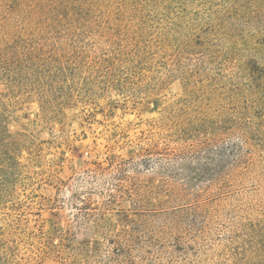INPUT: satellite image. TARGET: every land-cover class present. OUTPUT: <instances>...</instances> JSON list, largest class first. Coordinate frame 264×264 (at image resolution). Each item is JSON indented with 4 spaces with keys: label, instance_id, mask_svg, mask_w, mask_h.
Masks as SVG:
<instances>
[{
    "label": "rangeland",
    "instance_id": "rangeland-1",
    "mask_svg": "<svg viewBox=\"0 0 264 264\" xmlns=\"http://www.w3.org/2000/svg\"><path fill=\"white\" fill-rule=\"evenodd\" d=\"M165 19L118 56L57 69L41 55L0 83L31 178L0 205V264H83L95 217L154 208L135 194L158 182L154 146L172 130L204 139L220 119L264 141V0H184Z\"/></svg>",
    "mask_w": 264,
    "mask_h": 264
},
{
    "label": "trees",
    "instance_id": "trees-1",
    "mask_svg": "<svg viewBox=\"0 0 264 264\" xmlns=\"http://www.w3.org/2000/svg\"><path fill=\"white\" fill-rule=\"evenodd\" d=\"M183 1L0 0V83L11 87L41 55H50L57 69L64 61L118 56ZM1 98L4 205L17 198L8 187L31 178L22 177L25 146L8 128ZM207 127L204 139L180 128L155 143L158 182L135 194L136 205L144 207L149 197L154 208H140L135 220L127 210L95 217L100 238L85 244L83 264H264V141L251 142L249 124L218 119Z\"/></svg>",
    "mask_w": 264,
    "mask_h": 264
}]
</instances>
